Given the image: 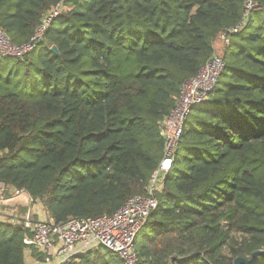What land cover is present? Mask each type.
<instances>
[{"label":"trees","instance_id":"trees-1","mask_svg":"<svg viewBox=\"0 0 264 264\" xmlns=\"http://www.w3.org/2000/svg\"><path fill=\"white\" fill-rule=\"evenodd\" d=\"M253 2L216 88L185 121L139 264H235L258 251L264 264V0ZM58 6L33 51L0 54V183L66 223L147 193L161 122L246 0H0V27L22 45ZM31 237L23 220H0V264L40 257ZM64 264L125 263L99 248Z\"/></svg>","mask_w":264,"mask_h":264},{"label":"built area","instance_id":"built-area-1","mask_svg":"<svg viewBox=\"0 0 264 264\" xmlns=\"http://www.w3.org/2000/svg\"><path fill=\"white\" fill-rule=\"evenodd\" d=\"M253 0H246L245 18L238 25L219 33L224 48L231 42V35L238 33L245 25L253 8ZM61 7L54 8L39 25L31 39L14 44L0 27V54L6 57L22 58L33 51L44 39L48 24L59 14ZM226 63L223 55L216 53L199 72L181 87V94L171 112L160 125L165 140L164 156L150 178L147 193L129 198L114 214L71 218L66 223H56L49 215L44 219L23 220L32 232L29 243L39 256V264H64L73 257L84 255L99 248L116 253L125 264H139L135 243L149 215L158 207L156 193L162 189L164 179L173 168V156L184 133V124L192 108L208 100L216 88ZM11 186L0 183V202L6 201ZM16 193L21 190H15ZM15 221L18 218L14 219ZM18 220L17 222H19ZM29 251V250H28Z\"/></svg>","mask_w":264,"mask_h":264},{"label":"crops","instance_id":"crops-1","mask_svg":"<svg viewBox=\"0 0 264 264\" xmlns=\"http://www.w3.org/2000/svg\"><path fill=\"white\" fill-rule=\"evenodd\" d=\"M221 45L222 44L217 41L215 44L217 50H222ZM15 190L16 189L11 186L8 202H0V220L15 222V218H18V220H27L29 218L39 220L49 216L44 204L33 200L30 196L21 194L23 191L16 193ZM26 264H39L32 255L31 250L27 251Z\"/></svg>","mask_w":264,"mask_h":264},{"label":"water","instance_id":"water-1","mask_svg":"<svg viewBox=\"0 0 264 264\" xmlns=\"http://www.w3.org/2000/svg\"><path fill=\"white\" fill-rule=\"evenodd\" d=\"M51 50L56 53V54H59V50L58 48L53 45L51 47ZM263 251H258L256 253H254L253 255V258L252 259H246V258H243V257H238L236 260H235V264H254L256 262V257L259 253H262Z\"/></svg>","mask_w":264,"mask_h":264},{"label":"rangeland","instance_id":"rangeland-1","mask_svg":"<svg viewBox=\"0 0 264 264\" xmlns=\"http://www.w3.org/2000/svg\"><path fill=\"white\" fill-rule=\"evenodd\" d=\"M217 41H219V42L222 44V45H221L222 50H220V51L217 50V53L220 54V55H223V51H224L223 48H224V45H223V43H222V41H221V39H220L219 37H218L217 40L215 41V44L217 43ZM38 86H42L40 82L38 83ZM21 194H24V193H21ZM101 249L104 250V251L106 250L105 248H101Z\"/></svg>","mask_w":264,"mask_h":264}]
</instances>
